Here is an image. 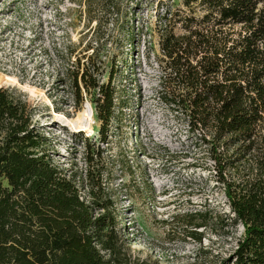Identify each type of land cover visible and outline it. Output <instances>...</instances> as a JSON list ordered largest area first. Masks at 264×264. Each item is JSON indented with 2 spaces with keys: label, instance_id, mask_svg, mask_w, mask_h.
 I'll return each instance as SVG.
<instances>
[{
  "label": "trees",
  "instance_id": "obj_1",
  "mask_svg": "<svg viewBox=\"0 0 264 264\" xmlns=\"http://www.w3.org/2000/svg\"><path fill=\"white\" fill-rule=\"evenodd\" d=\"M120 4L86 0L93 33L87 53L65 72L76 108L88 100L101 123L100 138L84 140L83 177L53 161L51 141L36 121L40 106L0 85V264H109L119 254L118 202L102 146L124 103L114 82L121 60L103 59L110 17L92 11ZM161 7L158 98L203 145V170L227 206L208 203L176 217L199 242L208 232L229 237L242 225L221 264H264V0H173ZM130 20H117L120 33ZM123 157L122 172L132 177Z\"/></svg>",
  "mask_w": 264,
  "mask_h": 264
},
{
  "label": "rangeland",
  "instance_id": "obj_2",
  "mask_svg": "<svg viewBox=\"0 0 264 264\" xmlns=\"http://www.w3.org/2000/svg\"><path fill=\"white\" fill-rule=\"evenodd\" d=\"M119 2L120 10L92 11L110 17L102 56L121 60L114 82L124 101L106 133L108 144L102 146L119 211V254L109 264H221L243 226L229 237L205 233L199 242L176 217L208 203L227 206L215 179L203 170V145L192 142L183 119L158 98L162 55L157 16L161 5L173 0ZM87 17L86 0H0V85L19 89L40 106L36 121L51 141L53 161L78 177L86 173L85 138L94 142L101 136L90 102L76 108L71 79L65 77L66 69L87 53L86 40L93 33L88 31L95 26L87 25ZM120 18L131 19L125 34L119 30ZM85 110L92 114L89 130L65 124V118ZM123 156L132 177L122 172Z\"/></svg>",
  "mask_w": 264,
  "mask_h": 264
},
{
  "label": "bare ground",
  "instance_id": "obj_3",
  "mask_svg": "<svg viewBox=\"0 0 264 264\" xmlns=\"http://www.w3.org/2000/svg\"><path fill=\"white\" fill-rule=\"evenodd\" d=\"M87 110L80 112L76 118L69 119L65 118V124L71 127L73 130H89L91 128L90 116L92 114L86 112ZM70 128V129H71Z\"/></svg>",
  "mask_w": 264,
  "mask_h": 264
}]
</instances>
